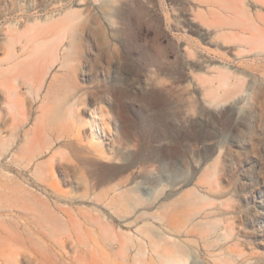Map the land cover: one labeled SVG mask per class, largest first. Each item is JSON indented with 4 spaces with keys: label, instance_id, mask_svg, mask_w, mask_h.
<instances>
[{
    "label": "rangeland",
    "instance_id": "rangeland-1",
    "mask_svg": "<svg viewBox=\"0 0 264 264\" xmlns=\"http://www.w3.org/2000/svg\"><path fill=\"white\" fill-rule=\"evenodd\" d=\"M0 264H264V0H0Z\"/></svg>",
    "mask_w": 264,
    "mask_h": 264
},
{
    "label": "bare ground",
    "instance_id": "bare-ground-1",
    "mask_svg": "<svg viewBox=\"0 0 264 264\" xmlns=\"http://www.w3.org/2000/svg\"><path fill=\"white\" fill-rule=\"evenodd\" d=\"M85 162H87V161H85ZM101 179H102V177H101ZM103 180V179H102ZM131 236V235H130ZM129 237V236H128ZM176 253V252H175ZM176 255V254H175ZM187 255V254H186Z\"/></svg>",
    "mask_w": 264,
    "mask_h": 264
}]
</instances>
